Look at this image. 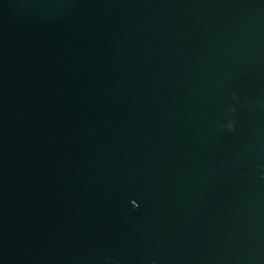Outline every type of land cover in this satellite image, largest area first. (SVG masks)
<instances>
[{
    "label": "water",
    "instance_id": "1",
    "mask_svg": "<svg viewBox=\"0 0 264 264\" xmlns=\"http://www.w3.org/2000/svg\"><path fill=\"white\" fill-rule=\"evenodd\" d=\"M0 264H264V0H0Z\"/></svg>",
    "mask_w": 264,
    "mask_h": 264
}]
</instances>
